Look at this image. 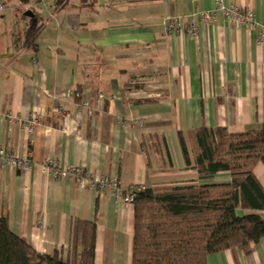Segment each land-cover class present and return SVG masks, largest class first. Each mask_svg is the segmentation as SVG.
Instances as JSON below:
<instances>
[{
	"label": "crops",
	"instance_id": "obj_1",
	"mask_svg": "<svg viewBox=\"0 0 264 264\" xmlns=\"http://www.w3.org/2000/svg\"><path fill=\"white\" fill-rule=\"evenodd\" d=\"M227 1L251 8L258 30L264 25V0ZM0 5V112L23 121L16 126L0 116V148L31 162L26 171L0 167V216L35 251L69 260L74 239L85 234L82 223H95L94 264L133 262L134 205L76 180H53L48 161L114 178L123 190L231 183L228 172L206 178L194 169L189 133L241 134L264 125L258 30L218 17L212 25L197 23L196 37L165 32L166 19L188 23L195 13L215 10V0ZM31 26L40 29L35 49L25 43ZM33 114L43 123L30 135L24 125ZM254 176L264 189L263 163ZM208 264H264V239L246 252L212 255Z\"/></svg>",
	"mask_w": 264,
	"mask_h": 264
},
{
	"label": "trees",
	"instance_id": "obj_2",
	"mask_svg": "<svg viewBox=\"0 0 264 264\" xmlns=\"http://www.w3.org/2000/svg\"><path fill=\"white\" fill-rule=\"evenodd\" d=\"M38 26H31L25 43L35 49ZM194 169L211 178L231 175L226 185L192 184L144 189L134 202L135 232L132 264H208L212 255L249 251L264 239V189L254 176L264 164V125L241 134L202 128L189 133ZM186 167L190 154L178 134ZM246 213L239 215L238 211ZM84 224L81 241L73 242L72 257L42 255L15 235L0 216V264H94L95 223ZM79 238V237H78Z\"/></svg>",
	"mask_w": 264,
	"mask_h": 264
},
{
	"label": "built area",
	"instance_id": "obj_3",
	"mask_svg": "<svg viewBox=\"0 0 264 264\" xmlns=\"http://www.w3.org/2000/svg\"><path fill=\"white\" fill-rule=\"evenodd\" d=\"M216 9L213 11H206L195 13L192 15L190 22L185 23L178 18H168L165 21V32L167 34H185L196 37L199 34L197 23L203 25H212L218 21V17H223L226 22L238 28H249L258 30L255 20V14L249 7H240L229 4L227 0H215ZM3 7L0 5V11ZM259 31V41L264 42V25ZM80 97L79 94L75 95ZM3 116L9 123L21 126L23 121L17 116L7 113ZM43 123V117L38 114L31 115L30 119L26 121L25 130L28 134H32L34 129ZM31 162L27 158L15 155L10 150L0 148V167L12 168L20 171H26L30 168ZM46 172L53 180H76L80 184H88L99 192L100 194L111 193L115 199H122L127 205H134L136 194L144 190L141 187L132 186L127 190L120 188L118 181L109 177H92L82 167H71L67 169L60 168L56 162L48 161L45 164Z\"/></svg>",
	"mask_w": 264,
	"mask_h": 264
}]
</instances>
